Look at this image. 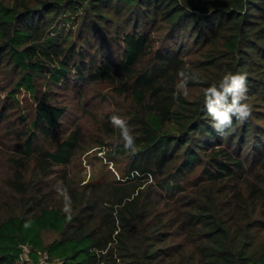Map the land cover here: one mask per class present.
Here are the masks:
<instances>
[{
    "label": "trees",
    "instance_id": "16d2710c",
    "mask_svg": "<svg viewBox=\"0 0 264 264\" xmlns=\"http://www.w3.org/2000/svg\"><path fill=\"white\" fill-rule=\"evenodd\" d=\"M227 72L251 115L221 135L205 89ZM98 83L134 144L101 113L121 177L81 183L58 90ZM0 144V264H264V0H0Z\"/></svg>",
    "mask_w": 264,
    "mask_h": 264
},
{
    "label": "rangeland",
    "instance_id": "374dc122",
    "mask_svg": "<svg viewBox=\"0 0 264 264\" xmlns=\"http://www.w3.org/2000/svg\"><path fill=\"white\" fill-rule=\"evenodd\" d=\"M76 25L66 24V28L75 30ZM59 101L67 105V112L64 117L63 130H71L74 125H79L84 134V142L75 153L66 171L78 182L111 181L121 177V170L124 159L113 160L107 156V146L94 142V138L100 139V132L96 130V118L100 114L110 112L119 118L125 113L124 106L110 95L107 85L104 83L86 85L78 93L71 91H60ZM21 110L29 118L32 114L33 99L29 92L21 89L16 92ZM112 98H111V97ZM122 106V107H121ZM9 137L4 141L9 144ZM108 143L110 140L105 138ZM0 144V166L3 168V153L8 148ZM54 237L52 233H43L44 241Z\"/></svg>",
    "mask_w": 264,
    "mask_h": 264
},
{
    "label": "clouds",
    "instance_id": "9594fccd",
    "mask_svg": "<svg viewBox=\"0 0 264 264\" xmlns=\"http://www.w3.org/2000/svg\"><path fill=\"white\" fill-rule=\"evenodd\" d=\"M219 89L215 84L205 89L206 106L208 115L214 121L213 128L218 134L227 135L232 129L233 116L243 122L251 115L250 105L244 102L247 100V74L227 72L223 76ZM111 120L114 125L121 128L125 147L131 148L134 138L126 121L117 116H113Z\"/></svg>",
    "mask_w": 264,
    "mask_h": 264
},
{
    "label": "built area",
    "instance_id": "2783aa9c",
    "mask_svg": "<svg viewBox=\"0 0 264 264\" xmlns=\"http://www.w3.org/2000/svg\"><path fill=\"white\" fill-rule=\"evenodd\" d=\"M28 251H29V248L27 246L23 245L22 246V250L20 252V256H19L21 261H28V257H27ZM43 259H44V257L39 258L40 261L43 260Z\"/></svg>",
    "mask_w": 264,
    "mask_h": 264
},
{
    "label": "crops",
    "instance_id": "0c3cea01",
    "mask_svg": "<svg viewBox=\"0 0 264 264\" xmlns=\"http://www.w3.org/2000/svg\"><path fill=\"white\" fill-rule=\"evenodd\" d=\"M49 264H57L56 262H52V263H49Z\"/></svg>",
    "mask_w": 264,
    "mask_h": 264
}]
</instances>
